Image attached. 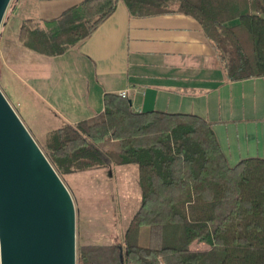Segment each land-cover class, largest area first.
I'll return each instance as SVG.
<instances>
[{
	"label": "trees",
	"instance_id": "1",
	"mask_svg": "<svg viewBox=\"0 0 264 264\" xmlns=\"http://www.w3.org/2000/svg\"><path fill=\"white\" fill-rule=\"evenodd\" d=\"M119 2L130 17L193 16L225 80L264 76V0H82L46 27L22 20L18 40L40 54H62ZM39 146L61 178L137 167L141 200L122 239L81 246L78 264H264V158L230 165L202 116L135 112L127 98L107 92L99 117L51 129Z\"/></svg>",
	"mask_w": 264,
	"mask_h": 264
},
{
	"label": "crops",
	"instance_id": "2",
	"mask_svg": "<svg viewBox=\"0 0 264 264\" xmlns=\"http://www.w3.org/2000/svg\"><path fill=\"white\" fill-rule=\"evenodd\" d=\"M80 1L17 0L12 15L24 7L27 13L19 20L9 47L5 33L1 34V58L8 64L24 60L27 65V97L33 94L44 102L51 85L44 74L34 73L52 59H61V72L68 71L73 79L70 90L53 107L47 105L45 119L59 118L62 126L99 117L105 93L126 92L135 112L193 113L211 122L230 165L241 158H264V76L225 80L211 43L191 15L130 17L119 2L87 37L62 54L48 56L21 45L22 20L33 18L46 27L45 22L59 18ZM65 58H73L72 63ZM77 76L82 81L79 86L74 81Z\"/></svg>",
	"mask_w": 264,
	"mask_h": 264
},
{
	"label": "water",
	"instance_id": "3",
	"mask_svg": "<svg viewBox=\"0 0 264 264\" xmlns=\"http://www.w3.org/2000/svg\"><path fill=\"white\" fill-rule=\"evenodd\" d=\"M0 264H76L72 196L1 89Z\"/></svg>",
	"mask_w": 264,
	"mask_h": 264
},
{
	"label": "rangeland",
	"instance_id": "4",
	"mask_svg": "<svg viewBox=\"0 0 264 264\" xmlns=\"http://www.w3.org/2000/svg\"><path fill=\"white\" fill-rule=\"evenodd\" d=\"M14 3L16 4L17 0H10L0 25V38L1 34L5 33L8 47L13 43L19 20L27 13V7H24L12 15ZM72 59L63 60L69 64ZM62 65L63 62L59 58L52 59L40 68L37 65L38 69L34 74H44L45 81L51 85L50 92L43 97L44 102H40V98L33 94L27 97L24 82L27 80L25 61L8 64V60L0 55V89L38 144L43 143L49 130L61 125L59 118L48 120L45 116L49 112L47 105L53 107V103L60 100L72 87L73 79L68 71H64L66 74L61 72ZM74 81L77 86L82 83L78 76ZM62 180L72 196L75 207L78 264V251L81 246L111 244L122 239L127 223L141 200L137 167L129 164L124 167L94 168L62 177Z\"/></svg>",
	"mask_w": 264,
	"mask_h": 264
},
{
	"label": "built area",
	"instance_id": "5",
	"mask_svg": "<svg viewBox=\"0 0 264 264\" xmlns=\"http://www.w3.org/2000/svg\"><path fill=\"white\" fill-rule=\"evenodd\" d=\"M121 96L125 97L126 96V92H122Z\"/></svg>",
	"mask_w": 264,
	"mask_h": 264
}]
</instances>
